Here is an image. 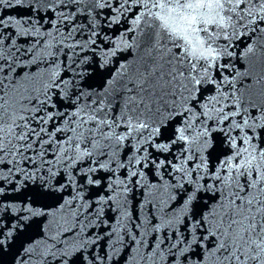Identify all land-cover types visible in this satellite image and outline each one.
<instances>
[{"label": "snow or ice", "instance_id": "snow-or-ice-1", "mask_svg": "<svg viewBox=\"0 0 264 264\" xmlns=\"http://www.w3.org/2000/svg\"><path fill=\"white\" fill-rule=\"evenodd\" d=\"M55 2L67 8L82 0ZM93 2L96 8L115 13L110 25L119 24L122 18L128 25L118 42H113L111 55L125 49L134 53L132 60L120 64L98 91L77 88L60 75L62 47L79 46L83 51L84 46L65 44L72 38L71 32L64 36L55 23L54 31H32L34 43L22 53L16 47L20 55L6 51L0 36V164L10 154H20L35 163V157H25L21 148L35 152L33 145L38 143L36 155L48 165L47 175L40 176L42 183L55 190L51 181L63 171L66 183H60L59 189L71 186L74 193L55 212L25 208L31 215L49 218L44 225L45 238L29 245L25 253L38 255L41 264L48 257L68 264L84 250L87 240L77 241L72 225H80L82 234L81 217L88 214L99 220L104 207L118 201L112 196L107 200L85 199L86 186L100 184L91 175L97 167L77 170L85 178L83 184H77L68 169H75L85 158L105 169L107 165L97 157L109 151L112 157L117 156L128 141L134 153L145 145L163 152L179 146L176 163L168 161L169 180L164 181L161 175L158 184L141 185L146 189V203L159 206L160 211L159 216L153 213L151 219L134 225L138 231L143 228L139 239L135 233H127L139 254L151 229L153 235L147 245L151 252L146 249L143 260L150 264H264V0H115V7L113 0ZM0 5L10 6L7 0H0ZM71 15L56 13L58 20ZM17 35L26 37L29 30L22 28ZM96 35L93 30L85 44H95ZM242 36H248L251 43L245 42L241 49L236 41ZM11 44L15 47L16 41ZM24 56L29 58L22 59ZM109 62L110 58H104L98 67L103 69ZM82 63L87 65V59ZM238 63L244 71L236 67ZM85 74L81 70L75 76L83 79ZM54 94L61 101L68 100L74 110H55ZM53 120L55 126L49 132L47 125ZM170 124L171 132L164 142L160 138ZM57 132L63 139L54 141ZM214 133L223 135L227 150L209 166L218 147ZM41 134L48 139H41ZM46 143L60 145L52 149L56 164L43 159L48 151ZM143 150V157L129 158L127 164L117 166L131 169L133 159L136 164L143 159L147 167V147ZM64 161L66 166L53 171ZM151 163L157 173L165 166L164 160ZM19 171L29 180L35 178V172ZM143 175L142 170L130 171L128 179ZM136 184L140 185L139 178ZM109 189L118 195L111 184ZM124 189L128 190L126 184ZM202 191L212 193V203H200ZM177 194L178 210H165ZM9 207L0 205V211ZM67 232L73 233L71 240ZM6 239L0 240V247ZM83 259L87 261V257Z\"/></svg>", "mask_w": 264, "mask_h": 264}, {"label": "water", "instance_id": "water-1", "mask_svg": "<svg viewBox=\"0 0 264 264\" xmlns=\"http://www.w3.org/2000/svg\"><path fill=\"white\" fill-rule=\"evenodd\" d=\"M7 2L10 6L0 5V21H3V24H0V36L4 37V47L9 53L20 55V53L16 52V47H19L22 53L33 44L32 31L37 28L41 33L54 31V23L55 28H58L59 32L64 36H68L69 32H71L72 38L65 40V44L84 46L83 51L79 46L74 48L62 47L63 54L60 55L62 62L60 75L64 79L72 81V84L77 88H82L85 91L100 90L101 84L110 78V74L116 72L120 64L133 58L134 53L128 49L117 51L114 56L111 55V49L115 47L113 42H118L119 34L124 32L128 25L123 18L119 24L110 25L109 19L115 13L109 8H96L93 0H82L80 4H69L67 8L63 7V5L57 6L55 0H7ZM115 6V0H113V7ZM59 12H64L65 15L70 12L72 15L68 19L61 18L58 20L56 13ZM128 17L129 19L131 18V13L128 14ZM22 28L29 30L28 36L17 35L18 30ZM93 30L98 33V35L93 37L95 44H85V41L88 40V35ZM57 38L59 39V35H57ZM12 40L16 41L15 47L11 44ZM245 42L251 43L248 36H242L239 41H236L241 49L244 47ZM28 58L27 56L22 57L25 60ZM85 58L87 59V65L82 63ZM104 58H110V62L105 68L100 69L98 65ZM236 67L240 68V71H244V68L240 67L239 63ZM33 70L35 69L33 68ZM81 70L86 73L83 79L75 76V73ZM224 74L227 75V71ZM72 90L75 91L76 89L73 88ZM52 102L56 104L55 110L61 112L74 110L68 100L61 101L58 95H53ZM55 110L49 108V111ZM172 123L174 124L175 122L173 121ZM32 126L35 127L36 125L33 124ZM54 126L55 121H49L47 125L48 131L52 132ZM120 130L122 131V129ZM170 132L171 124L168 131L160 139L167 142L166 137ZM41 139L47 140L48 138L41 134ZM62 139L63 135L61 133H55L54 141ZM160 139L157 140V143L160 142ZM214 143L218 147L209 159V166L217 162V155L227 150L222 134L214 133ZM128 144L129 142L126 141L124 148L115 157H112L110 151L106 156L97 157L99 162L107 165L105 169L98 168V165H91L87 158L82 163H77L75 169H68L75 177L77 184H83L85 183V178L78 174L77 170L80 167L85 169L90 166L97 167V170L91 175L94 179H99L100 184L98 186H86L84 190L85 199L95 201L98 198H103L107 200L109 196H112L113 200L118 201L116 205H112V201H108V204L112 206L106 205L104 207L103 214L99 220L88 214H86L87 218L81 217V224L84 225L82 234H80V225H72L77 233V241L86 239L87 243L84 245V250L81 253H77L73 259H70L68 264H87L88 261H92V264H150V262L143 260L142 257L146 249L151 252V249L147 248L153 235L151 229L144 237L145 247L139 249V254L134 250L136 246L127 233H135L139 239L143 228L138 231L134 225L151 219L153 213L156 216L160 215L159 206L153 208L152 205L146 203V189L141 187V185L148 183L156 185L160 182L161 175L164 181L169 180L168 173L171 172V169L168 167V161L171 160L176 163L174 156L179 155V146H172L169 151L163 152L157 151L150 145H145L134 153L128 147ZM44 147L48 151L44 154L43 159L56 164L52 149H59L60 145L46 143ZM144 147H147V167H144L143 159H141L139 164H136L135 159H133L134 166L131 169L117 166L118 164H127L129 158L143 157L145 155ZM33 148L35 152L31 149L24 151L23 148H21V152H23L25 157H35V163L28 159H22L20 154H10L4 157L6 162L0 164V177H7V179L0 178V189H3L0 192V205H10L7 210L0 211V233H2L0 234V240H4L7 237L5 244L0 247V264H41L40 257L38 255L29 257L25 253V248L45 238L44 225L48 223L49 218L46 215H31L28 211H25V208L45 213L55 212L65 199H71L72 195H74L71 186L65 187L63 190L59 189L60 183H66L63 171L51 181L55 190L42 183L40 176L47 175L48 165L42 164L41 157L36 155L40 151V145L38 143L34 144ZM106 151L108 150L106 149ZM152 160H155L157 164H159L160 160L165 161V166L159 169V173H157L156 167L151 163ZM67 163V161H64V165H56V167H53V171H56L58 167L66 166ZM188 166H192L191 161H189ZM38 167L41 169L40 171H36ZM19 169H25L30 173L35 172V178L27 179ZM141 170L144 173L142 177L132 176L130 180L128 179L130 171L139 172ZM138 178L140 179V185L136 184ZM110 184L117 190L118 195H113L110 191ZM125 184L127 185V191L124 189ZM125 196L127 198L126 207H123ZM199 196L201 204L205 202L212 203V193L202 191ZM179 203L180 195L177 194L175 200L168 202L165 210L169 207L178 210ZM89 212H92V209H89ZM57 219L60 220L59 214H57ZM129 220L131 221L130 223ZM61 223H63V220H61ZM113 229H116V231L109 236L108 233L112 232ZM9 232L12 233L11 236H8ZM66 237L71 240L73 233L67 232ZM58 246L61 245L58 244ZM96 256H99L100 259L96 260ZM83 257H87V261ZM44 264H59V261L48 257ZM157 264H160V262L157 261Z\"/></svg>", "mask_w": 264, "mask_h": 264}]
</instances>
